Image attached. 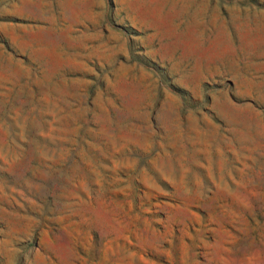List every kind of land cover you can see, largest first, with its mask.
<instances>
[{"label":"rangeland","instance_id":"1","mask_svg":"<svg viewBox=\"0 0 264 264\" xmlns=\"http://www.w3.org/2000/svg\"><path fill=\"white\" fill-rule=\"evenodd\" d=\"M0 264H264V0H0Z\"/></svg>","mask_w":264,"mask_h":264}]
</instances>
